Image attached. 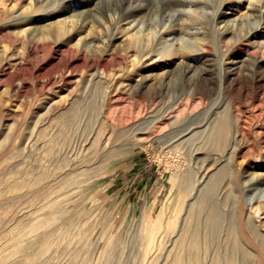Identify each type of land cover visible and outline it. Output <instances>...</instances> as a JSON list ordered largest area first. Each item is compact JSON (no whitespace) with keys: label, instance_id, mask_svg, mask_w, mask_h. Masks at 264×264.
Returning a JSON list of instances; mask_svg holds the SVG:
<instances>
[{"label":"rangeland","instance_id":"374dc122","mask_svg":"<svg viewBox=\"0 0 264 264\" xmlns=\"http://www.w3.org/2000/svg\"><path fill=\"white\" fill-rule=\"evenodd\" d=\"M165 1H141L135 21L111 12L107 29L116 48L102 50L107 25L100 18L67 38L45 34L54 19L71 26L60 9H73L69 1L47 2L34 24L40 34L32 36L34 0H0V264H176L190 213L204 221L198 201L219 166L203 158L216 151H224L220 192L249 177L257 195H244V213L264 224V135L257 134L264 97L251 85L222 93L233 56L264 60V38L249 44L245 34L262 21L249 13L257 7L264 17V0ZM169 31L162 41L180 37L190 50L178 40L168 55L166 48L153 52L158 33ZM94 35L99 65L83 45ZM200 49L202 57L191 58ZM205 62L213 80L194 86ZM238 120L246 134L235 154L201 140L205 128L227 121L232 130ZM199 251V264H212V248L203 242ZM261 251L246 264H264Z\"/></svg>","mask_w":264,"mask_h":264},{"label":"bare ground","instance_id":"6f19581e","mask_svg":"<svg viewBox=\"0 0 264 264\" xmlns=\"http://www.w3.org/2000/svg\"><path fill=\"white\" fill-rule=\"evenodd\" d=\"M49 1L50 0H34V9L32 10V14L33 13L34 14L32 15L33 18L30 20L29 23L31 25L33 24L32 25L33 26L32 31L33 30L36 31V34L35 33L32 34V31L29 32L30 34H32V36L40 34V33H38V29L35 30L36 26L34 24H35L36 20L38 19V15L40 13L44 14V12L47 11L45 7L47 5V2H49ZM57 1H61V0H57ZM65 1L71 2L73 7H74L73 9H70L71 6L70 7L65 6V7L60 8V9H62V11L64 13L67 14V16L69 18L72 19L71 26L66 27L65 23L63 21H59V19L54 21L55 20L54 19V20H52L53 22L50 21V24L43 27L45 34H50L52 36H55L57 39L63 38V37L67 38V37L71 36L72 33L81 29L86 21L91 20L94 23H96V22L98 23L97 20L100 18V20H102V22L106 23V25H107V27H104L102 29L103 32L105 33L104 34V40H102V48H103L102 50H107L110 48H112V50H113V48H116L115 45L112 44V41H110L111 39L114 38L115 34L110 33L109 29H107L109 27V23L111 22L109 19V17H110L109 14L111 12L115 11L116 14H118V16H117L118 19L120 18V20H122V19L126 20L128 18H132L131 21H133V20L135 21L136 20L135 17L138 15V13L142 12L144 10V6H141L142 3L140 4V2L141 1L147 2V0H119L118 3L112 4V3H109V0H65ZM186 1L187 0H177V1L169 0V1H165V3L174 4L175 6H178V5L185 3ZM258 1H260V0H258ZM174 5H171V6H174ZM173 8L179 12L178 14H180V15L182 14L181 10L178 7H173ZM221 14L225 15L227 13L223 12ZM249 14H251V16H253L254 19L259 18L260 20H262L260 23H257V25H248V27L245 29V34L249 37V41H248L249 44H253V41H251V38H264V20H263L264 17L261 14V11H259V8H257V7L253 8L251 13H249ZM115 15H114V17H115ZM61 19H63V18H61ZM259 19H258V21H259ZM138 24H140V23H138ZM235 24H237V27H239V25L242 26V23H240L238 20L235 22ZM135 27H137V25ZM29 29H30V27H29ZM227 30H228V28H226L224 32L227 33L228 32ZM170 32L171 31L166 32V33H162V32L158 33L156 39L154 40V42H152V47H153L152 51L153 52H156L160 48L161 49L166 48L165 53L166 54L170 53L172 49L170 50L169 47L172 45V42H176L178 40H180V42H181L180 46L183 49L190 50V48H191L190 45L188 43L184 42L182 40V38H180V37L177 38L176 36H174L171 39V41H172L171 43H169L170 41L164 42L161 40L165 36L172 34ZM105 38H106V40H105ZM97 40H98V38H95V35H94V37H92L87 42L83 43V45H84L85 49H87L89 54L91 55L87 60L90 63L99 65L100 61L94 57V53L98 49L96 47V43H95ZM99 40H100V38H99ZM134 43H135V41H134ZM258 44H261V43H258ZM159 45H162V47H158ZM129 48H131V49L135 48V45L132 43L129 46ZM181 54H183V53H181ZM203 54H204V51L200 49V50H193L190 55L192 56L191 58H193L194 60H197L200 57H202ZM240 58L241 57L239 55L233 56L232 59H235V61L229 62V66L226 67L224 75L222 77V82L225 83V85L222 88V93L228 94L227 88L231 85H232V88H235L236 90L242 89L241 86H243V85L244 86L245 85H249V86L251 85L258 90L257 95L264 97V65L261 66L262 64H264V60L263 59H259V60H257V59L252 60L251 59L250 60L248 58H245V59H240ZM209 64L210 63L205 62V63H203V65H201V67H200V69H199L198 73L196 74L195 79L193 81L194 86L204 85L205 82L207 83V81L213 80V76L211 75V71L209 70V67H210ZM190 72H191V70H189V69L186 70V74L184 72L183 77L185 78V77L189 76L187 74ZM143 79H144V77H143ZM143 79H140V81H141L140 83L143 82ZM111 96L113 98L114 94ZM257 107H258L257 113L259 115H261L263 113V110L260 108L259 104H257ZM175 110L176 109H171V111H174V112H175ZM163 112H164V110H163ZM231 121H232V119H231ZM229 124L230 123H228L227 121H221V122H218L217 124L212 125L210 128H205L204 130L201 131L200 136L203 137V139H201V140L204 141L205 143H209V144L216 146V147L222 146L223 148H225L229 151L231 150L232 153L235 154V152L240 151L239 142H240L241 138L246 134V126H245L246 123H245V120H238V122L234 126V128H231L232 130L229 129ZM249 124H250V122H249ZM254 130H255V128H254ZM247 132H249V131H247ZM257 134H263L264 135V128L262 130L257 131ZM199 140H200L199 135H196L192 141L195 142V141H199ZM253 142L254 141H252V144H253ZM263 144L264 143H262V145ZM241 148H243V145ZM248 148H249V146H248ZM214 149H215V147H214ZM242 151H243V149H242ZM216 152H214L215 154H212L213 152H211V154H208V155L205 154L206 156L204 158L201 156L200 157L207 160L209 163L213 164V166H214V164L216 165V167L219 166L218 169L220 170L221 167L223 168V166H224V164H221L223 162V156H224L223 152L224 151H221L218 153H216ZM195 154H197V153H195ZM240 157L242 158L243 156H240ZM244 158H246V157L244 156ZM226 160H227V158H226ZM210 169H212V167ZM218 169L216 170V172H213L211 176L207 177L206 188L202 192V194L200 196V200L198 201L199 205L202 207L201 212H202V214L205 215L204 221H203V219L200 218V216H199L200 212L199 211L195 210L194 212L190 213V216H189L190 221H188L187 226H185V228L183 229L182 234H181L182 237H181L180 242H179V244L181 246H184V247L181 249V251H179L176 254V257H175L176 264H199L201 261V255H200L199 250H200V247H201L203 242H205L207 245H209L212 248V251H213V262H212V264H218V262L221 263V260H227V262H229V263L237 262L239 264H246V262L248 260L250 261L251 258L254 257V255L255 256L263 255L262 251L259 252V249L264 250V224L260 223V226L258 227L257 223L256 224L252 223V219H250L251 221L248 220L247 219V218H249V216H247L248 214L245 215V213H244V211L246 209L248 210L246 212L250 211L249 207L245 208L244 195L245 194H248V196L250 195L249 197H252L251 199H253V195L254 196L257 195L255 193H253V190H252L253 188L251 187V184H252L251 180L248 179L249 177L247 179L245 178L246 180H244L242 182V184L243 183L244 184L248 183V184H245V185L240 186V187L239 186L231 187L228 190L220 192L219 187H220V182H221V176L223 175V173H220L221 170L219 171ZM207 170H209V168ZM209 174H210V172L208 173V175ZM255 177H257V176H255ZM236 180H238V179H236ZM257 180L260 183V181H263V178L262 179L258 178ZM228 185H229V183H228ZM255 191L257 192V190H255ZM186 199H184V200H186ZM191 199H193V198H191ZM193 201H194V199H193ZM249 202H251V201H249ZM256 203H257V201H256ZM195 206H196V204H195ZM195 206H193V207H195ZM181 208H183V207H181ZM179 211H181V210H179ZM257 211H256V213H257ZM179 216H181V215L179 214L177 217H179ZM250 218H252V217H250ZM176 226H177V224H176ZM260 228L263 231H261ZM241 231H244L248 241L251 243V245H253V251H252V249L251 250L248 249L247 246L245 245V243L242 242V239L240 236ZM148 248H149V246H148ZM150 248H151V246H150ZM207 256H208V254H207Z\"/></svg>","mask_w":264,"mask_h":264},{"label":"crops","instance_id":"0c3cea01","mask_svg":"<svg viewBox=\"0 0 264 264\" xmlns=\"http://www.w3.org/2000/svg\"><path fill=\"white\" fill-rule=\"evenodd\" d=\"M151 180L149 179V182H150ZM146 183H148V181L146 182ZM150 183H153L154 184V182L152 181V182H150ZM156 187V186H155ZM150 188H152V186H150ZM150 188L148 189V190H145V192H144V194H145V196H144V194H140L139 193V197H137V198H135L136 199V201H138V200H143L144 198H146V195L148 194V192L150 191ZM162 189H163V186L161 185H158V187H157V193L159 194L161 191H162ZM153 191V190H152ZM156 191V190H155ZM154 191V192H155ZM139 192H141V189H140V191ZM135 195V194H134Z\"/></svg>","mask_w":264,"mask_h":264}]
</instances>
